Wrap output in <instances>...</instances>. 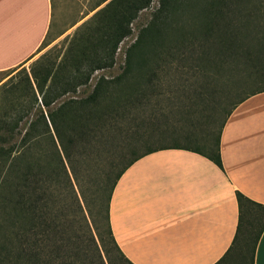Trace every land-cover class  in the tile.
<instances>
[{
  "label": "trees",
  "instance_id": "1",
  "mask_svg": "<svg viewBox=\"0 0 264 264\" xmlns=\"http://www.w3.org/2000/svg\"><path fill=\"white\" fill-rule=\"evenodd\" d=\"M242 1L159 0L151 19L127 48L120 73L112 78L99 76L86 96L75 97L73 94L89 82L96 70L113 66L119 42L131 32L130 24L138 12L147 8L152 0H96L93 3L91 11L104 4L82 23L79 43L70 45L68 57L58 69L43 68L40 79L33 72L35 88L29 83L31 97L26 102L22 98L9 100L0 112V264H69L61 256L53 263L57 258L54 254L61 246L58 240L64 237L60 214L49 211L51 205L57 203L58 175L61 172L67 178L69 173L75 175V162L81 158L78 147L91 142L96 133L106 127L108 119L111 120L108 125L117 126L123 101L128 99L130 106L135 107L144 98V108L149 105L145 90L156 87L161 68L193 58L197 62V72L208 76L207 65L211 59L217 65L216 60L227 52L235 54L238 29H247L248 19L252 17L251 12L242 8ZM260 66L262 68L258 67L256 73L264 74V64ZM125 86L127 92L123 91ZM263 90L264 87L253 89L238 98L226 111L225 119L240 101ZM66 95L67 98L61 100ZM107 98L111 103L102 104ZM34 108L37 113L29 119ZM225 119L209 154L197 147H152L148 143L143 145V150H136L139 146L136 144L146 142L152 133L136 134L134 142L128 143L131 156L113 177L103 215L107 239L127 264L133 263L116 245L108 219L109 200L121 173L144 154L164 147L192 149L221 166L219 139ZM21 122L27 124V129L14 141V131ZM166 130L158 125L152 128V132L158 134ZM236 198L240 223L246 204L264 210V206L239 192ZM263 227L264 223L261 229ZM96 234L107 264H113L102 235ZM91 240L97 245L92 233ZM221 260L215 264H221ZM100 264L106 263L101 259Z\"/></svg>",
  "mask_w": 264,
  "mask_h": 264
},
{
  "label": "rangeland",
  "instance_id": "2",
  "mask_svg": "<svg viewBox=\"0 0 264 264\" xmlns=\"http://www.w3.org/2000/svg\"><path fill=\"white\" fill-rule=\"evenodd\" d=\"M95 1L50 0L49 29L34 56L21 66L0 71V112L10 103L9 100L22 98L26 102L31 97L29 85L35 88L33 72L40 79L43 68L58 69L68 57L70 45L79 43L82 23L104 4L91 11ZM158 5L159 0H152L147 8L138 12L130 24L131 32L118 44L113 66L96 70L89 82L80 86L73 96H86L99 76L112 78L120 73L127 48L151 19ZM242 8L251 12L252 17L248 19L247 29H238L235 54L227 52L216 60L217 65L211 59L207 65L208 76L197 72V62L193 58L161 68L156 77V87H146L145 90L149 105L144 108V98L135 107L130 106L128 99L123 101L117 126L108 125L111 122L108 119L106 127L97 132L91 142L85 147H78L81 158L75 162L76 173H69L68 178L63 172L58 175L57 203L52 204L49 210L55 215L60 214L64 231L63 239L58 240L61 246L54 254L57 258L53 263H57L61 256L69 264H100L101 259L107 264L96 234L99 233L113 264H127L107 239L103 215L113 177L131 156L128 143L134 142L133 136L152 133L146 142L136 144L139 145L135 148L138 151L148 143L152 147H197L209 154L226 111L247 92L264 87V74L256 73L258 67L262 68L261 63L264 64V0H243ZM246 51L250 53L246 55ZM123 91L127 92L128 87L125 86ZM65 98L67 95L61 100ZM109 103L111 100L108 98L102 101L104 105ZM103 109L107 112L106 108ZM36 113L35 108L32 109L29 119L34 118ZM157 125L165 127L166 133H153L152 128ZM26 129V123H19L12 140L21 138ZM186 137L193 140L188 141ZM260 211L251 204L243 207L245 232L242 233L241 246L229 264H249L252 243L261 223L255 218ZM91 233L97 245L91 240Z\"/></svg>",
  "mask_w": 264,
  "mask_h": 264
},
{
  "label": "crops",
  "instance_id": "3",
  "mask_svg": "<svg viewBox=\"0 0 264 264\" xmlns=\"http://www.w3.org/2000/svg\"><path fill=\"white\" fill-rule=\"evenodd\" d=\"M50 0H0V71L23 65L46 36ZM221 166L183 147L132 162L117 179L108 219L133 264H229L241 246L236 193L264 206V90L240 101L219 139ZM249 264H264V210Z\"/></svg>",
  "mask_w": 264,
  "mask_h": 264
}]
</instances>
